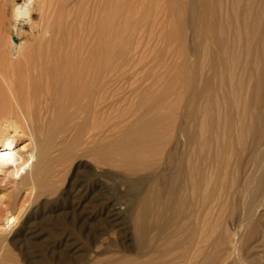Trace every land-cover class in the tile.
Returning <instances> with one entry per match:
<instances>
[{
  "label": "bare ground",
  "instance_id": "bare-ground-1",
  "mask_svg": "<svg viewBox=\"0 0 264 264\" xmlns=\"http://www.w3.org/2000/svg\"><path fill=\"white\" fill-rule=\"evenodd\" d=\"M12 1L0 0V8L10 2L13 18L29 21L39 4L44 31L36 45H18L21 59L10 58L12 38L0 43V171L14 176L12 203L0 209V251L7 241L28 243L29 217L19 221L24 201L50 185L55 166L75 157L84 135L97 136L96 104L109 98L98 91L101 80L111 81L130 38L127 0ZM183 7L181 24L190 27L196 53L184 61L186 96L143 114L114 144L89 148L109 166L120 157L124 171L69 191L86 206V219L95 215L96 185L115 192L104 211L109 221L119 223L124 209L127 217L119 223L124 245L112 249L106 236L89 241L86 264H264V0H190ZM78 118L67 139L68 123ZM22 138L28 142L19 146ZM227 206L239 209L231 219L223 218ZM55 244H46L50 253Z\"/></svg>",
  "mask_w": 264,
  "mask_h": 264
},
{
  "label": "rangeland",
  "instance_id": "rangeland-1",
  "mask_svg": "<svg viewBox=\"0 0 264 264\" xmlns=\"http://www.w3.org/2000/svg\"><path fill=\"white\" fill-rule=\"evenodd\" d=\"M187 1L190 0H127L126 12L129 13L127 21L130 27V38L124 54L121 57H116L113 67L111 66L112 73L110 72L108 77L111 81L104 84L106 78L101 80L103 82L98 91H108L109 98L106 101L101 98L96 104L97 113L93 124L97 128V130H94L97 136L91 139L84 135L86 137L83 136L85 140L83 139L82 145L80 144L81 146L79 145L74 149L75 157L66 161L62 166H55V174L49 180L50 185L48 187L46 185L40 195L32 194L28 202L27 200L24 201L19 214V221L27 216L29 217V241L26 245L21 243V238L14 240L13 243L5 242V245L8 243L6 245L8 250L0 251V264H49V256L53 259L54 264H86L89 257L86 243L88 244L89 241L94 243L98 241L97 238L106 236L107 240L110 237V241L115 244L110 245V248L118 249L121 248V245H124L126 233L119 223L127 221L126 214L124 215L125 209L121 208V210L124 209V212L120 211L123 215L121 213L117 215L120 217L119 223L109 221V217L105 216L104 212L114 201L115 192H113L114 194H106L98 185L93 186L95 187L93 188L94 196H96L92 203L95 207V215L86 219L84 215L86 206L77 205L78 197L71 196L72 192L69 191L70 189L73 191L78 184L82 185L81 188L87 184L89 185V183L94 185L96 179H98L96 181L101 182L103 180L107 181L110 177L107 181L109 183L116 173L124 171L125 167H122V169L119 166L118 159L120 157L118 159L116 155L112 157V164L109 166L100 163L97 157L91 154L89 148L104 142L114 144L116 140L122 138L127 126L129 127L131 124L138 122L143 114H153L161 109L163 110V108L165 110L171 104L176 105L177 95L186 96V78L183 77L184 61L186 58L190 61L196 58V53L193 50L195 39L192 31L189 26L181 24V20L184 21L188 14L183 7ZM12 2L15 5H24L25 0H13ZM92 2L95 3L94 5H99V3V6L102 5V0H90L89 5L90 3L93 5ZM36 5L30 21L25 17L13 18V6L10 2H7L5 8H0V43L5 44L10 38L14 40L17 46L12 49L10 54V58L13 60L21 59V56L17 55L18 45L34 46L43 35L44 29L41 13L38 9L39 4ZM173 6H175L174 13H172ZM177 7L180 12H178ZM95 16L96 14H91L88 21L93 20ZM180 30H182V34H180ZM197 83L200 87L201 78H198ZM163 99L165 100L163 101ZM143 100L151 103L146 102L147 104H145ZM182 109L180 108L179 111ZM179 111L175 113L174 118L179 115ZM79 120L78 118L68 123L67 139L70 138L71 133L76 132L75 127ZM97 120L99 124H97ZM90 124H92L91 119H89L86 127ZM105 128H109V136L107 132H102ZM27 142V139L22 138L18 144L21 146V144ZM56 153L57 151L53 152V154ZM94 159H96V162ZM113 163H115V166ZM98 166L100 169H96ZM93 173L94 175L91 176ZM96 173H99V175ZM90 177H94L95 180ZM13 178L12 174L0 171L1 210L12 203ZM99 178H102V180ZM83 181L86 182L85 185ZM24 195L23 191L17 195L16 204L22 202ZM81 201L86 200L82 198ZM122 206V204L119 205V207ZM226 208V210H222L223 216L225 215L223 218L226 219L234 217L237 210H239L237 209L236 212L233 210L232 213L228 206ZM260 208L258 213H260L259 216L263 217L264 206ZM213 209L217 211L216 207ZM213 209L212 214L216 212ZM213 220L212 218L211 222H214ZM221 225H217L219 227L216 228H221ZM213 237L212 234L210 240ZM50 240L56 243L54 251L51 253L47 246ZM9 249L11 253H9Z\"/></svg>",
  "mask_w": 264,
  "mask_h": 264
}]
</instances>
